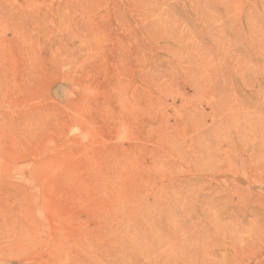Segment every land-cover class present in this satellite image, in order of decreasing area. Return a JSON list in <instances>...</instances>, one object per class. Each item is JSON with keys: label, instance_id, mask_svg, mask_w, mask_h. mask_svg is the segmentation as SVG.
I'll return each mask as SVG.
<instances>
[{"label": "rangeland", "instance_id": "374dc122", "mask_svg": "<svg viewBox=\"0 0 264 264\" xmlns=\"http://www.w3.org/2000/svg\"><path fill=\"white\" fill-rule=\"evenodd\" d=\"M0 264H264V0H0Z\"/></svg>", "mask_w": 264, "mask_h": 264}]
</instances>
